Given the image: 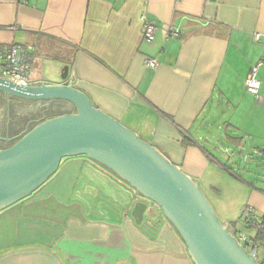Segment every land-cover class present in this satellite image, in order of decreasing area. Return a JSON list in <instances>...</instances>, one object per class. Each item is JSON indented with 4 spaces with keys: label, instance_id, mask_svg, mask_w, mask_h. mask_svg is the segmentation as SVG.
<instances>
[{
    "label": "crops",
    "instance_id": "crops-1",
    "mask_svg": "<svg viewBox=\"0 0 264 264\" xmlns=\"http://www.w3.org/2000/svg\"><path fill=\"white\" fill-rule=\"evenodd\" d=\"M142 16L158 27L152 43ZM255 34L264 37V0H0V46L27 51L34 84H61L68 67L96 108L204 186L220 223L250 237L245 212L264 215V39ZM259 62L256 99L245 81ZM109 187L107 198L132 206L100 208ZM138 202L97 163L64 159L0 211V264H195L153 204L142 221L133 216Z\"/></svg>",
    "mask_w": 264,
    "mask_h": 264
},
{
    "label": "water",
    "instance_id": "water-1",
    "mask_svg": "<svg viewBox=\"0 0 264 264\" xmlns=\"http://www.w3.org/2000/svg\"><path fill=\"white\" fill-rule=\"evenodd\" d=\"M68 70L64 67L61 84L26 87L0 78V92L8 96L59 102L75 110L44 119L0 150V211L39 190L64 159L84 156L162 212L195 264H259L220 223L197 182L134 131L96 108L74 87L75 81H69ZM144 202L133 207L139 221L148 210Z\"/></svg>",
    "mask_w": 264,
    "mask_h": 264
},
{
    "label": "built area",
    "instance_id": "built-area-1",
    "mask_svg": "<svg viewBox=\"0 0 264 264\" xmlns=\"http://www.w3.org/2000/svg\"><path fill=\"white\" fill-rule=\"evenodd\" d=\"M143 20V37L146 41L152 43L156 39L158 27L155 23ZM11 30H16L17 27H11ZM170 34L178 37L180 32L178 30L170 29ZM264 37L260 34L254 35L256 42L261 41ZM145 65L148 69L156 71L159 68V63L153 59H146ZM263 62L257 63L253 66L246 78L245 85L247 92L254 96L256 99H260L261 83L258 80V72ZM33 68V59L27 54V51L19 45L0 46V78L7 80L11 83L20 86H30L34 84V81L30 78V72ZM134 191V190H133ZM135 192V191H134ZM246 227L257 232L261 229L262 221L261 215L253 210L248 209L246 212ZM234 236L240 246L252 256L259 264H264V256L260 255V248L264 247V242L257 240V238L250 237L244 234H237L234 232ZM261 257V258H260Z\"/></svg>",
    "mask_w": 264,
    "mask_h": 264
},
{
    "label": "flooded vegetation",
    "instance_id": "flooded-vegetation-1",
    "mask_svg": "<svg viewBox=\"0 0 264 264\" xmlns=\"http://www.w3.org/2000/svg\"><path fill=\"white\" fill-rule=\"evenodd\" d=\"M74 109L59 102L22 100L0 92V150L7 148L35 124L51 114L71 113ZM4 139L11 140L5 142Z\"/></svg>",
    "mask_w": 264,
    "mask_h": 264
},
{
    "label": "rangeland",
    "instance_id": "rangeland-1",
    "mask_svg": "<svg viewBox=\"0 0 264 264\" xmlns=\"http://www.w3.org/2000/svg\"><path fill=\"white\" fill-rule=\"evenodd\" d=\"M59 113H56V114H54L55 116L56 115H58ZM48 118V117H47ZM46 119V118H45ZM37 124H35L31 129H33L35 126H36ZM30 129V130H31ZM14 143V142H13ZM12 143V144H13ZM10 146V145H9ZM206 146V145H205ZM207 147V146H206ZM224 164L225 165H228V163L227 162H224ZM228 166H230V167H233V166H231V165H228ZM242 172V171H241ZM241 174V173H240ZM127 185V184H126ZM260 185H261V183H260ZM128 186V185H127ZM262 186V185H261ZM129 187V186H128ZM201 190H202V193L204 194V196H205V198L207 199V190L205 189V187L204 186H202L201 187ZM107 191H109V193L112 195V196H114V190H113V187H109L108 188V190H100L99 192L101 193V192H103V194H107ZM102 194V195H103ZM97 197L99 198V200H100V203L98 204L99 205V207L100 208H104L105 210H107L108 212H109V210L110 209H113V210H115L116 212H117V210H118V208H119V205L121 206L122 205V203L121 202H123L122 200V197H118V198H120V199H118V198H116L117 199V203L115 202V200L116 199H114V198H112L111 200V202H108V200L107 199H109V198H107L106 196H103V199H104V201L101 199V195L98 193L97 194ZM107 200V201H106ZM98 203V202H97ZM105 207H107V208H105ZM104 209H100V210H104ZM244 232H247V230H243ZM250 233L249 234H254V232L253 231H249ZM260 255L261 256H264V247L262 246L261 248H260ZM261 258V257H260Z\"/></svg>",
    "mask_w": 264,
    "mask_h": 264
},
{
    "label": "trees",
    "instance_id": "trees-1",
    "mask_svg": "<svg viewBox=\"0 0 264 264\" xmlns=\"http://www.w3.org/2000/svg\"><path fill=\"white\" fill-rule=\"evenodd\" d=\"M55 60H60V58L57 56V57H53ZM48 117V118H47ZM46 117V119L45 120H47V119H50V118H53V117H55V115L54 114H51V115H49V116H47ZM12 145V144H11ZM10 145V146H11ZM10 146H8V147H10ZM7 147V148H8ZM118 181H121L120 179H118L117 177H115ZM122 182V181H121ZM122 183H124V182H122ZM124 185L126 186V187H128L125 183H124ZM103 196H106L107 197V194H103ZM115 199H116V197H115ZM108 200V199H107ZM112 200L111 199H109L108 200V202H111ZM123 201V200H122ZM128 201H130L129 199H128ZM115 202L117 203V199L115 200ZM122 203V205L120 206L119 205V208L118 209H120L121 210V208H130L131 206H132V202H126L125 200L123 201V202H121ZM246 221V220H245ZM244 221V225H245V230H247V231H251V230H249L247 227H246V222ZM261 221H262V226H261V229L260 230H258L257 232H255V231H253V232H255V237L257 238V240H259V241H261V242H264V215L263 216H261Z\"/></svg>",
    "mask_w": 264,
    "mask_h": 264
}]
</instances>
